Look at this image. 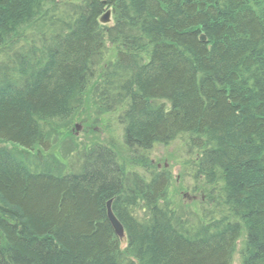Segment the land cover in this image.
Here are the masks:
<instances>
[{"label":"trees","instance_id":"trees-1","mask_svg":"<svg viewBox=\"0 0 264 264\" xmlns=\"http://www.w3.org/2000/svg\"><path fill=\"white\" fill-rule=\"evenodd\" d=\"M87 97L122 143L61 164ZM0 264H264V0H0Z\"/></svg>","mask_w":264,"mask_h":264},{"label":"rangeland","instance_id":"rangeland-1","mask_svg":"<svg viewBox=\"0 0 264 264\" xmlns=\"http://www.w3.org/2000/svg\"><path fill=\"white\" fill-rule=\"evenodd\" d=\"M104 54L103 64H106V61L113 56L108 44ZM90 98L87 97L89 101H86L71 122L57 124L48 130L50 150L47 154L59 159L61 164L71 153L70 150L80 149V147L90 150L97 142L101 144L112 142L114 146H120L122 143V128L118 122L116 123V114L101 110ZM149 158L156 167H163L170 172L174 182L172 189L176 188L179 184L180 163L184 160L181 140L177 139L166 146H154L149 151ZM124 245L123 240L121 247Z\"/></svg>","mask_w":264,"mask_h":264},{"label":"bare ground","instance_id":"bare-ground-1","mask_svg":"<svg viewBox=\"0 0 264 264\" xmlns=\"http://www.w3.org/2000/svg\"><path fill=\"white\" fill-rule=\"evenodd\" d=\"M107 11H108V20H106V21H101V20H100V17H101L102 15H104ZM98 20H99V22H100L102 25L113 24V21H112V11H111V9L108 8L107 10H105V11L99 16ZM93 79H95V80H100L99 77H97V76H94ZM79 112H80V111H79ZM115 119H116V123L118 122V123L120 124L121 128H122L121 123L117 120V118H115ZM118 123H117V124H118ZM150 161H151V160H150ZM151 163L153 164V161H151ZM156 169H157V170H160L161 168L156 167ZM136 173H137V176H141V175H142V173H140V169H139L138 172H136ZM185 194L188 195V196L185 197V198L189 199V198H190V197H189V193L187 192V193H185ZM196 197H197V196H196ZM191 198L195 199L194 196L191 197ZM108 202H110V209H111V212L113 213V211H112V207H111L112 199H109V200H107V202H106V216H107V203H108ZM113 215H114V213H113ZM114 217H115V219L121 224V226H122V228H123V232H124V227H123L122 223L119 221V219H118L115 215H114ZM107 219H108V221H109V223H110V225H111L113 231L115 232V229H114L113 225L111 224V222H110V220H109L108 217H107ZM115 234H116V232H115ZM116 235H117V234H116ZM117 236H118V235H117Z\"/></svg>","mask_w":264,"mask_h":264},{"label":"water","instance_id":"water-1","mask_svg":"<svg viewBox=\"0 0 264 264\" xmlns=\"http://www.w3.org/2000/svg\"><path fill=\"white\" fill-rule=\"evenodd\" d=\"M101 21H106L108 20V11L100 17ZM200 37H203L201 35ZM107 217L109 218L111 224L113 225L116 234L118 235L119 238H122L124 236L123 228L121 224L115 219L113 213L111 212L110 209V202L107 203Z\"/></svg>","mask_w":264,"mask_h":264}]
</instances>
